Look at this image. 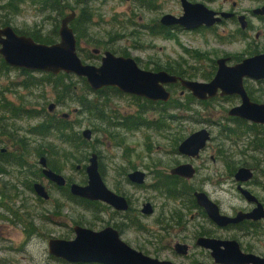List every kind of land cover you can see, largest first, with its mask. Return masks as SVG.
Returning a JSON list of instances; mask_svg holds the SVG:
<instances>
[{
    "label": "rangeland",
    "instance_id": "rangeland-1",
    "mask_svg": "<svg viewBox=\"0 0 264 264\" xmlns=\"http://www.w3.org/2000/svg\"><path fill=\"white\" fill-rule=\"evenodd\" d=\"M234 1L238 3L242 10L251 8L260 0ZM66 3L67 8L64 14L69 13L71 10L77 13L81 9L93 13L88 28L91 42H87V38L78 40V55L84 63L99 65L100 56L103 50L106 49L115 54L126 51L131 56L139 58L140 63L142 65L146 64L149 68L153 67L154 63H160L161 65L176 64L185 70L186 75L192 74L191 78L202 81L201 76L204 75V72L209 73L211 70V60L224 54L239 56L248 47V41L237 38L228 39L227 35L222 36L221 40L216 39L209 33L195 32H180L175 35L174 39L155 36L151 31V27L162 13L181 12L180 5L176 0H146L145 8L137 7L131 1L127 2L126 0H85L80 4L75 0H66ZM132 11L134 12L133 17H131ZM1 12L0 10V14ZM6 12L8 11L6 10ZM9 16L10 25L24 35L36 32L41 36L54 37L53 28L56 23V15L50 11H41L28 0L19 2V12ZM127 18H132L135 26L141 24V26L145 25L150 28H145L139 37L138 33L131 36L129 31L134 29L135 26L133 24L126 25ZM252 22L255 28L248 35L251 42L259 50H263L264 26L255 19ZM233 27L228 28V30L233 31ZM119 33L123 36L118 40L114 39L113 37ZM258 33L259 36L256 37ZM109 35H111L110 38ZM57 40L58 35L56 36ZM107 42L108 44H106ZM93 48H98L101 52L98 55L92 54L91 50ZM195 53L200 54V56ZM28 73L29 76L33 77L43 75L38 71ZM26 78L27 75L17 68H12L7 74L1 75L0 84L14 89L13 91L4 90V97L15 105H20L23 100H26L28 102L27 108L35 111L43 108L44 112H47V104L50 102L56 103L51 86L45 83L33 90L22 88L20 83ZM72 81L77 96L85 93L87 98L94 96L102 98L106 95L105 115H109L111 108L123 115L132 114L135 109V115H137L142 110L139 107L141 101L133 100L127 94L117 95L112 94L110 91H107L106 94H95L86 91L80 77L73 75ZM248 84L252 89L261 90L262 94L256 92V95L261 94L262 96L257 101L263 102L264 83L250 81ZM179 90L175 89L172 92V99L184 100L185 96H178ZM237 104H239L238 100L232 97L223 101L217 100L208 105L192 104L189 105L190 110H176L177 114H175V110H170L169 113L175 114L177 117L164 118L166 128L163 131L155 130L152 125L126 129L121 125L107 124L106 120H95L92 115L87 114L86 116L83 112H80V106L77 102L57 104L56 111L51 115L59 116L61 113H68L69 120L75 124V131L80 135L83 129L92 131L91 139L87 141V145H82L79 149L68 152L69 155L74 154L78 157L86 153V160L71 159L69 162H61L60 164H64L62 172L65 176L72 177L75 182L82 185L86 184L87 178L84 166L88 163L87 159L90 153L96 152L99 171L104 183L112 190H115L114 186L116 185L120 192L130 197L132 209H134L131 214L137 213L136 215L139 217L136 218L135 222L139 220L147 230L140 232L141 229H135L136 227L125 229L121 234V238L134 248L141 245V250L145 254L158 259L174 260L171 251L156 249L151 245L156 244V242H152L156 240L154 234L160 233L158 222L159 220L163 223L168 222L165 219L179 214L181 225L172 224L173 227L171 228L174 229L172 232L181 231L190 235L194 233L193 225L197 223L195 222L196 218L193 217L195 210L191 208L188 210L179 199L166 198L163 194L150 188L151 176L147 178L145 185L133 186L124 180L125 174L131 171L133 166L142 171L150 172L155 169L151 167V163L159 159L166 166L173 165V159L185 161L186 159L178 154L169 153L172 148L171 139L160 135H188L200 128H206L211 133V140L208 142L204 153L198 159L192 161L197 168V174L193 180L194 189L204 191L225 213H231L240 209V207L246 206L247 202L237 192L236 183L233 177L230 176L229 169L231 166L237 168L240 165H245L252 166L254 169L256 167L263 168L264 170V126L257 125L253 129H249L247 122L242 121L245 124L242 123L244 127L241 128L236 121L230 120L227 111ZM153 105L154 107L145 112L143 111V118L149 121H155L159 117V111L155 108V104ZM73 109H77V112H73ZM78 120L79 123H77ZM40 121L41 117L17 120L9 118L8 123H14L13 127L18 132V135H15L16 137H22L26 141L32 142V146L42 141L45 145L61 146L54 135L42 140L40 137L30 134L29 129ZM115 121L120 122L121 120ZM229 129H232L233 132H230ZM237 135H256L251 142L256 149L243 150V147H249L251 137H237ZM2 140L0 148L13 151L15 150L14 147H17L7 137L2 138ZM63 147L66 148L64 145ZM148 149L152 150L153 153H148L150 152ZM37 160L38 156L28 157V161L34 162L36 165ZM71 162L74 166L79 165L80 168L76 169L71 166ZM258 162L259 164H257ZM17 170L11 169L8 174H0L1 193L5 190L3 186L6 183L7 195H13L14 190L9 189V187L14 186L16 175L19 174ZM257 178L264 179L258 170L256 171ZM42 182L45 183L44 180ZM15 188L16 190L21 189L19 184ZM248 188L264 201V189L260 184L252 183L248 185ZM20 194L13 198H3L0 195V202L3 203L1 205L16 212L14 215L7 212L8 209L0 208V264H67L49 254L47 249V242L51 237L65 240L74 238L75 234L69 228L71 222L66 220V226L61 225L64 216H67L70 220L74 219L80 225L93 230L102 229L108 225V221L114 222L121 219L118 215L113 216L112 210L102 202L89 207H85L80 203L79 208L72 211L63 194L57 190H53L49 203L37 199L35 193L30 190L23 189ZM146 201L154 206V213L151 216H143L139 212L142 203ZM57 203L61 205L59 209L62 211L63 218L59 214H47L48 209L57 208ZM209 229L211 231L215 230L214 232L220 238L235 234L236 239L244 249L250 248L255 254L264 256V219L260 222L257 235L219 230L211 225H209ZM203 261L212 264L210 256Z\"/></svg>",
    "mask_w": 264,
    "mask_h": 264
},
{
    "label": "water",
    "instance_id": "water-1",
    "mask_svg": "<svg viewBox=\"0 0 264 264\" xmlns=\"http://www.w3.org/2000/svg\"><path fill=\"white\" fill-rule=\"evenodd\" d=\"M80 1V0H77ZM183 14L175 18L170 14L161 17L162 24H181L185 29L196 28L200 18L193 15L198 11L204 14L206 9L201 3H190L181 0ZM211 12V11H209ZM212 13V12H211ZM193 15V16H192ZM75 17L72 11L61 18L58 26V40L51 44L36 42L32 37L18 34L11 25L0 27V56L11 67L22 68L31 72H43L57 75L61 72L83 77L89 88L96 91L104 87H115L118 91L130 95L144 97L152 101L167 102L171 93L166 86L179 82L195 98L204 100L215 95L238 94L241 98L239 105L228 110V115L241 118L250 123L264 125V102H252L244 90L243 78L264 79V54H257L244 58L234 65H227V58L216 61L218 67L214 77L208 81L183 79L164 70L151 71L138 66L132 56L115 55L111 51H104L99 65L84 63L76 49V36L70 25ZM198 18V19H197ZM189 23V21H193ZM202 20L201 23H203ZM213 19L208 22L210 25ZM207 24V22H206ZM93 53L99 50L93 49ZM49 112L55 109V103L47 106ZM67 116V114H63ZM82 137L90 140L92 132L83 129ZM211 139V133L206 128H200L188 134L178 145V151L191 158L199 156ZM44 176L58 186L65 185V178L47 166L46 158L38 160ZM78 168V167H77ZM86 184L72 183L70 192L74 196L91 201H102L119 211L129 208L127 199L111 191L104 183L98 169L97 154L92 152L85 166ZM186 179L195 175V168L190 163L179 164L171 170ZM253 170L248 166H239L234 172L237 191L247 201L256 206L248 211H239L234 216L222 214L218 205L209 198L204 191H195L194 198L198 206L202 207L208 218L218 226L235 224L243 219L260 220L264 218V207L257 197L252 194L244 183L253 178ZM127 178L136 184H143L145 173L135 170L127 174ZM35 193L43 199L49 197L44 186L40 183L33 185ZM141 213L151 215L154 211L150 202L142 204ZM74 238L65 240L49 238L48 253L69 263H100V264H174L170 260L158 259L138 251L125 242L118 231L106 226L99 230L76 225ZM196 244L208 249L215 264H264V257L241 250L235 239L222 240L201 236ZM183 247V248H182ZM185 245L177 244L175 249L181 253ZM183 249V250H182ZM204 264V263H198Z\"/></svg>",
    "mask_w": 264,
    "mask_h": 264
},
{
    "label": "flooded vegetation",
    "instance_id": "flooded-vegetation-1",
    "mask_svg": "<svg viewBox=\"0 0 264 264\" xmlns=\"http://www.w3.org/2000/svg\"><path fill=\"white\" fill-rule=\"evenodd\" d=\"M75 1L78 4H80V3H83L85 0H80V1L75 0ZM126 1L127 2H130L131 1L137 7L145 8V2H146V0H126ZM176 1L180 5L181 12L172 11V12L162 13L161 16L159 17V19H157V20H155L153 22V25L151 27L153 29V32H154V35L155 36L161 37V38H164V39H174L175 38V35L177 33H180V32H189V33L195 32V33H209V34L213 35L214 37H216V39H218V40H221L222 39V36L227 35L228 39L237 38V39H244V40L248 41V43H247V46H248L247 47V50L243 54H241L239 56H231V55L224 54V55H222V56H220V57H218L216 59L211 60V64H210L211 70L209 71V73L204 72V75L201 76L202 81L208 82V81H210L214 77V75H215V73L217 71V67H218L216 61L218 59H220V58H227L226 64L227 65H234V64L240 62L241 60H243L244 58H248V57H251V56H254V55H257V54H264V48H263V50H259L257 48V46L254 45L251 42L250 36L248 35V33L252 29L255 28L254 27V23L252 22L253 19H255L257 22H260L264 26V0L258 1L251 8L242 9V10L240 9L238 3L236 1H234V0H187L190 3H201L202 6H204L206 8V9H204V8L202 9V11L204 12V14H202V15L198 11H196L193 14V15L198 16L200 18V21L201 22H202V20H204V22L203 23L200 22V24H199L198 27L192 28V29H185L181 24H178V23H174V24H170V25H166V24H162L161 23L160 19L165 14H170V15L174 16L175 18H179L180 16H182V14H183V8H182L181 0H176ZM72 11H74V10H71L70 12H72ZM209 11H211L212 13L209 12ZM131 15L129 14V16L133 17V15H134V12L133 11H132ZM64 16H62V17H64ZM76 16H77V13L75 12V17ZM61 18H60V20H61ZM212 19H213V22L210 25H208V22L211 21ZM60 20H59V23H60ZM194 21L195 20L189 21V23H193ZM206 22H207V24H206ZM128 24H133L135 26L134 22L132 21V18H127L126 25H128ZM232 26H234L233 29H232L233 31L228 30V28H231ZM121 27H123V26H121ZM145 28H150V27L149 26H145V25H142L141 26V24H137L134 27V29H132L131 31H129V33H130L131 36H135L138 33L137 35L139 37L140 36V33H142V31ZM57 30H58V28H57ZM80 31H81V29H80ZM81 33L83 34V37H81V38H87V42H91L92 39H91V37H89V30L88 29L87 30L82 29V32ZM122 36H123V34H120L119 33V34H117L113 38L118 40ZM258 36H259V33L256 34V37H258ZM110 37H111V35H109V38ZM78 40L76 38V49H77V53H78ZM106 44H108V42ZM93 49H97V50H99V52L98 53H93L92 52ZM93 49L91 50V53L92 54L98 55L101 52V50L98 49V48H93ZM104 51H110V50H107L106 49V50H103V52ZM103 52H102L100 58L102 57ZM195 54L200 56V54H198V53H195ZM115 55L131 56L126 51H121L120 54H115ZM133 58L137 62L138 66H140L143 69L151 70V71L164 70V71H166V72H168L170 74L177 75V74H175V73L172 72V71H175V72L182 73V75H177V76H180L183 79L195 80V79L191 78L192 74L186 75L184 73L185 70H183L182 68H180V66H178L176 64L175 65H173V64H170V65H161L160 63H154V66L151 67V68H149L148 66H146V64L142 65L140 63V61H139V58H137V57H133ZM250 81H254V82H258V83H264V79L256 80V79H252V78H249V77H244L243 78V87H244V90L246 91V94H247L248 98L252 102H259V103L262 102V101H257V99L260 96H262L261 95L262 94L261 93V90H255V88L252 89L250 87V85L248 84V82H250ZM112 88H115V87H112ZM166 88H167V90L170 91L171 98H172V92L175 89H180L179 90L180 93H179L178 96H181V97L185 96V99L188 96L191 97V98H193L194 101L191 102L190 105H192V104L208 105V104H213L217 100L223 101V100H227V99L232 98V97L234 99H237L239 104L241 103V98H240V96L238 94L220 95L219 92H218L217 95H215V96H213L211 98H206L204 100L195 98L188 90H186L185 88H183L179 82L168 84L166 86ZM256 92H259L261 94L256 95ZM120 93L121 94H126V93H122V92H120ZM127 95L131 96V98L133 100H138V101H141V102L153 103V104H158L159 102H161V101H152V100H149L147 98L139 97V96H135V95H130V94H127ZM180 101H183V100H180ZM263 102H264V100H263ZM48 104H47V106H48ZM239 104H237V105H239ZM56 109H57V104L55 103V109L52 112H49L48 109H47V112L53 114L56 111ZM135 111H136V109H135ZM135 111H133L132 114L123 115L119 111H115V109H112L111 108L109 115L107 114V117H109L112 120V123H114L115 125H119V123H120L119 121H115V120H122V118H126V117H131L133 119L136 118L138 122H141L143 120V110H140V112L137 115H135L136 114ZM73 112H77V109H73ZM63 114H67V116H63ZM55 118H58V119L59 118L69 119V114L68 113H61L59 116H55ZM228 118L230 120H232V121H238V120L245 121V122H247V125L248 126L249 125L251 126L252 129H253V127H255L257 125H260V124L250 123V122L248 123L247 120H244V119H241V118H237V117L229 116ZM9 125H10V127L8 126L7 128L8 129L10 128V130L7 131V132H4L2 134L0 133V135H18V132L11 125V123H9ZM261 126H264V125H261ZM33 135H37V134L33 133ZM160 136H166L165 138L170 137L171 144H172V148H171V150H169V153H171L173 155H175V154L177 155L178 154L180 157H183L186 160L185 161H181V160L179 161V160L173 159L174 160V164L173 165H167V166L164 165V164H162V162H161L160 159L157 160V161H153L151 163L152 164L151 167L152 168H155V169L151 170L150 172L143 170V172L145 173V181H144L143 184L133 183V182H131L127 178V174L128 173H130L132 171H135V170H140V169L135 168L133 166L132 169H131V171H129V172H127L125 174L124 180L127 183H129V184H131L133 186H143V185H145L147 178L149 176H151L152 177V182L149 185L150 188H153L154 190H156L155 188L157 187L159 189H162L161 191H163L164 193H166V191L167 192L168 191H173V189L175 191H179L182 195L187 196V198H171V199H173V200L179 199L180 201H182V205L184 207H187L188 210H190V208L191 209H194L195 211H194L193 217L196 218V221L195 222H197V223H195L193 225L194 226V233L188 235V234H186V232H181V231H179V232H172V231H174V229L171 228V227H173L172 224H174L176 226L181 225V219H180L179 214H177V216L172 215L171 217L165 219L169 223L168 222H164L163 223V222H161V220H159L158 225L160 224L159 225V228H160L159 229V232L160 233L154 234V235H156V236H154L156 240H154L152 242H156V244H151V245H153V247L156 248V249H167V250L171 251V253H173L172 256L174 257V260H170V261H172L174 264H198V263L207 264L203 260L205 258H207L208 256H210V251L208 249H206L204 247H201V246H199V245L196 244V241H197V239L199 237L206 236V237H213V238H218V239H222V240L235 239L239 243V241L236 239V235L235 234L231 235L230 237L220 238V237H218V235L216 234V232H214L215 230H212L211 231L209 229V225H211L215 229H219V230H230V231H234V232H240L242 234L257 235L258 232H259L258 230H259L260 222L264 218H262L260 220L243 219L242 221H240L238 223H235V224H228L226 226H218V225H216L215 223H213L208 218L205 210L202 207H200V206L197 205L193 194H194L195 191H200V190H195L194 189L195 184L193 183V180L196 177L197 168L194 166V164L192 163V161L195 160V159H198L200 157V155L202 153H204V151L207 148V145H206V147L203 150H201L199 152V156L198 157L191 158V157H189V156H187L185 154H182V153H180L178 151V145L188 135H160ZM238 136L251 137L249 147L246 148V146H245V147H243V150L244 149L245 150H248V149L255 150L256 149L251 144L252 139L256 135H237V137ZM81 137H82V134H81ZM2 142L3 141L0 140V144H2ZM31 143L32 142L29 141V145L32 147V144ZM31 147L29 149V152L31 151V153L33 155H27V156H30V157L38 156V160H39V158L41 156H44L46 158V162H47L48 168H50L51 170H53L54 172H56L58 174H61L65 178V182H66L65 185L58 186L54 182L48 180L44 176V174L42 173V167L39 165L38 160H37V165H36L34 162L33 163L32 162H29L28 161V158H27V160L25 162L26 164L23 167L16 166V165H14V166H12V165H6L7 168H8V169L6 168L7 171L4 172V173H0V174H8V172H10L11 169H15V170L18 169L17 171H19V174L16 175L15 182L13 183L14 186L11 185L9 187V189L14 190L13 195H10V194L7 195V192H6L7 191V185H6V183H4V186H3V188L5 190L2 191V193L0 192V195H2L3 198H5V197H8V198L17 197V195H19L21 192H23V189L26 190V191L27 190L28 191L30 190V191H32V192L35 193L34 188H33V185H34V183H37L38 182V183H40V184H42L44 186V188L47 191L49 197L47 199H43V198H41L40 196H38L35 193L37 199L49 203V200L52 198L51 195L53 193V190H57V191H59L60 193L63 194V196L66 199V202L70 204V210L75 211L76 208H79L80 203H81V199H83V198L78 197V196H74V195L71 194V192H70V185L72 183H75V180L72 177L65 176L63 174L62 171L64 170V164H60V163L61 162H64V161H68L69 162L71 159L80 161V156L78 157V156H75L73 154L69 155L68 153L67 154L64 153L62 156H58L59 155L58 154V155H56L54 157V160L52 162L53 163L52 165L55 167L54 168V167H51L49 165L48 158H47V156L45 154L39 153V151L37 149L35 150V152H33V150L31 149ZM148 150L150 151L148 153H150V154L153 153L152 150H150V149H148ZM5 151L11 152L7 148H0V153H5ZM88 159H89V157H88ZM88 159H87V161H88ZM97 159H98V155H97ZM72 163L73 162H71V166H74V164H72ZM184 163H190V164H192L193 167L196 170L195 175L191 179H186V178H184V177H182V176H180L178 174H174V173L171 172V170L174 169L176 166H178L179 164H184ZM257 164H259V162ZM85 166H84V168H85ZM240 166H245V165H240ZM9 167H11V168H9ZM74 167L76 169H79L80 168L79 165H77V166L75 165ZM250 168L253 170V173H254L253 174V178L250 181L244 183L243 186L246 187L252 194H254L248 188V185L249 184H252V183H256V184H260L261 187H262L264 185V179L263 180H260L258 178L256 179V171L257 170L260 171L261 172V175L264 177V170H263V168H257V167L254 169V168H252V166ZM98 169H99V162H98ZM236 169H237L236 167L235 168H232V166L229 169V172H230L229 174H230V176L233 177V179H234V172H235ZM42 180H44L45 183H43ZM234 181H235V179H234ZM235 183H236V186H237V182L236 181H235ZM17 184L20 185V188L21 189L16 190L15 187H17ZM114 188H115V190H112L110 188L109 189L111 191H113L114 193L118 194V195L124 196L127 199L128 203H129V208L126 211H119V210L114 209L112 206L106 204L107 207L112 210L111 213H112L113 216L118 215V216L121 217V219L118 220V221H114V222H109L108 221V225H106V226H111V227L115 228L118 231L120 237H121V234H122L123 230H125V229H130V228H133L134 229L136 227L135 229H141L140 232H142L143 230H145V227L142 225L143 223H140L139 220H137V222H135L136 218H139L136 215L137 213H132L131 214V211H133L134 209H132L130 197H128L124 193L120 192V189L116 185L114 186ZM163 188H165L166 190H164ZM236 190H237V188H236ZM156 191H158V190H156ZM158 192L160 194H163L160 191H158ZM163 195H164V197L166 196L165 194H163ZM239 195H240V193H239ZM255 196L262 203V205L264 207V201L262 199H260L257 195H255ZM166 198H170V197L166 196ZM83 200L89 201L92 204H94V203L99 204V202H102V201H91V200H87V199H83ZM146 202H149V201H146ZM1 204H3V203L0 202V208L8 209L7 207H5L4 205H1ZM57 204H58L57 205V208L56 207H52L51 209H48L47 210V212H48L47 214H59L63 218L62 211L59 209L61 207V205H60V203H57ZM255 206H256L255 203L247 202V205L246 206L240 207V209H238V210H236L234 212L232 211L231 213H225V212H223L220 209L219 206L218 207H219V210H220V212L222 214H226V215H229V216H234L239 211L248 212V211L252 210ZM152 207L154 209V206L153 205H152ZM141 208H142V205H141ZM141 208L139 209V212L143 216H151L154 213V211H153V213L151 215H144L140 211ZM7 212H9L10 214H14V215L16 214V212H13V211H11L9 209L7 210ZM48 217H49V215H48ZM66 220H69L71 222L70 225H69L70 227L68 225L67 226L73 232H74V227L76 225H80L74 219H71L70 220L67 216H64L63 222L61 223V225L64 226V227L66 226ZM80 226H82V225H80ZM243 227L244 228H247V230H243L242 229ZM160 230H162L163 232H161ZM145 231H147V230H145ZM59 239H61V238H59ZM177 244L185 245L186 248L184 250L182 249L183 251L181 253H178L176 251V249H175V246ZM239 245H240V243H239ZM131 247H133V246H131ZM240 248L244 252L254 253L253 251H251L250 248H245L244 249L241 245H240ZM134 249L143 252L141 250L142 249V246L141 245H140V247H137V248H134ZM146 255H148V254H146ZM256 255H258V254H256ZM148 256H150V255H148ZM259 256H261V255H259ZM151 257H153V256H151ZM58 259H61V258H58ZM211 259H212V257H211ZM60 261H62V263L75 264V263H69V262H67V261H65L63 259H61ZM78 264H100V263H93L92 262V263H78ZM212 264H215L213 262V259H212Z\"/></svg>",
    "mask_w": 264,
    "mask_h": 264
},
{
    "label": "trees",
    "instance_id": "trees-1",
    "mask_svg": "<svg viewBox=\"0 0 264 264\" xmlns=\"http://www.w3.org/2000/svg\"><path fill=\"white\" fill-rule=\"evenodd\" d=\"M34 6H37L41 11H50L56 15L55 20L56 23L53 28L54 37L49 35L41 36L36 32L30 35L36 42L51 44L56 41L57 28L59 17L64 16V11L66 10L67 3L66 0H28ZM19 2H24V0H0V10L2 11L0 14V27L5 25H10L11 20L10 16L12 14H17L19 12ZM6 10L8 12H6ZM93 13L91 11H87L86 9H81L77 12V16L73 19L70 23L74 33L76 35L77 40L83 37L82 29L87 30L89 28L90 22L92 21ZM81 29V31H80ZM15 30V29H14ZM155 30V29H154ZM17 33L22 34L20 31L15 30ZM153 32V29L151 30ZM158 32V31H157ZM154 33V32H153ZM15 67L9 66L7 63L0 56V76L3 74H7L11 69ZM21 70L22 73L27 75V78L24 79L20 86L22 88H28L33 90L37 87L43 86L45 83L51 86V90L55 94V101L56 104H65L67 102H77L80 106V112H83L86 116L92 115V118L95 120H106L107 124H114L112 120L105 115V107H106V100L105 97L94 96L87 98L86 94H82L77 96L74 83L72 81L73 75L61 72L57 75H53L51 73H43L41 77H33L29 76L28 71L22 68H17ZM177 75H182V73L172 71ZM81 81L86 88V91L91 93L106 94L107 91H110L112 94H121L116 88L112 87H104L100 90L93 91L89 88L88 84L86 83L85 79L80 77ZM18 85V84H17ZM7 87V88H6ZM2 86L0 84V133H4L10 130L7 127L9 125L8 121L9 118L12 119H21V118H35L41 117V121L37 124H34L29 132L31 134L35 133L36 136L40 137L42 140L47 138L49 135H54L61 143V146H52V145H45L43 141L38 143L37 145L30 146L29 141H26L22 137H16L15 135H0V140L5 136L9 138V140L16 145L14 147L15 150L11 152L5 151V153H0V173H4L7 171L6 165H16L23 167L26 163V160L29 156L33 155L29 149L35 150L37 149L39 153L45 154L48 158L49 165L54 167L52 164L54 157L56 155L62 156L64 153H68L70 151H75L79 149L82 145H87V141L84 140L80 134L75 131V124L71 122L69 119L65 118H55L54 115L51 113L44 112V109L41 108L39 111H35L26 107L28 102L23 100L20 105L12 104L11 101L4 97V90L13 91L14 89L10 88L9 86ZM194 99L191 97L184 98L183 101L177 99H170L167 102H159L155 104V108L158 109L159 117L155 121H149L146 118H143L141 122H138L137 119H133L131 117L122 118L119 125L126 129H135L138 126L141 127L142 125H152L155 130L163 131L166 128L165 119L164 118H176L177 114L176 110L188 111L190 110V104L193 102ZM149 104V105H147ZM140 109L144 112L147 111L149 108L154 107L153 103H146L140 102L139 103ZM170 110H175V114L169 113ZM80 121L78 120L77 123ZM238 126L243 128L245 122L243 123L241 120L236 121ZM243 123V125H242ZM11 125L13 126L14 123L12 122ZM251 126L249 125V129ZM17 131V129L15 128ZM230 132H233L232 129H229ZM11 138V139H10ZM63 145L66 147L64 148ZM10 151V150H9ZM74 155V154H73ZM76 156V155H75ZM87 154L83 153L80 156V160H86ZM7 168V169H6ZM55 168V167H54ZM264 189V185L262 186ZM156 190L160 191L161 193L165 194L170 198H187V196L182 195L179 191H166L164 193L161 191L162 189L155 188ZM166 190L165 188H163ZM82 205L85 207H89L93 205L91 202L81 199ZM96 204V203H94ZM243 230H247V228H242Z\"/></svg>",
    "mask_w": 264,
    "mask_h": 264
}]
</instances>
